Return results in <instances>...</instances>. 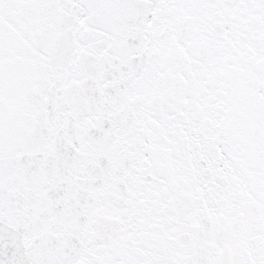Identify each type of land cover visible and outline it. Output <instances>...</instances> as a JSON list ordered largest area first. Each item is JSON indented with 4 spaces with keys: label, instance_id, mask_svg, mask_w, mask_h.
<instances>
[{
    "label": "snow or ice",
    "instance_id": "obj_1",
    "mask_svg": "<svg viewBox=\"0 0 264 264\" xmlns=\"http://www.w3.org/2000/svg\"><path fill=\"white\" fill-rule=\"evenodd\" d=\"M0 264H264V0H0Z\"/></svg>",
    "mask_w": 264,
    "mask_h": 264
}]
</instances>
